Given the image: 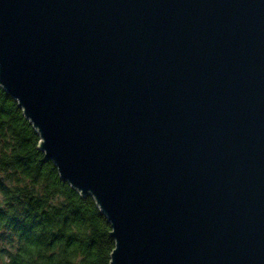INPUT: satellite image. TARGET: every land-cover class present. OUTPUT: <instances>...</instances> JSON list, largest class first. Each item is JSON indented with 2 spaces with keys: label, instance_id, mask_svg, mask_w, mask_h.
I'll return each instance as SVG.
<instances>
[{
  "label": "water",
  "instance_id": "water-1",
  "mask_svg": "<svg viewBox=\"0 0 264 264\" xmlns=\"http://www.w3.org/2000/svg\"><path fill=\"white\" fill-rule=\"evenodd\" d=\"M0 86L110 264H264V0H0Z\"/></svg>",
  "mask_w": 264,
  "mask_h": 264
},
{
  "label": "trees",
  "instance_id": "trees-1",
  "mask_svg": "<svg viewBox=\"0 0 264 264\" xmlns=\"http://www.w3.org/2000/svg\"><path fill=\"white\" fill-rule=\"evenodd\" d=\"M39 141L0 86V264H110L106 216L60 178Z\"/></svg>",
  "mask_w": 264,
  "mask_h": 264
}]
</instances>
